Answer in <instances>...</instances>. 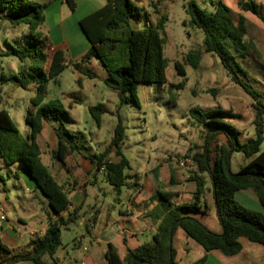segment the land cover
I'll return each mask as SVG.
<instances>
[{"label": "trees", "instance_id": "trees-1", "mask_svg": "<svg viewBox=\"0 0 264 264\" xmlns=\"http://www.w3.org/2000/svg\"><path fill=\"white\" fill-rule=\"evenodd\" d=\"M67 3L73 11V2L68 0ZM47 6L48 3L38 4L28 0H0V24L5 20L12 29L23 25L29 32L28 35L24 34L21 37L18 48L11 46L7 53L16 57L22 65V70L15 76L1 75L0 84L11 83L22 89H27L31 84L35 86V93L30 101L31 108L25 117L29 129L27 138L19 133L8 113L0 110V160L6 167L16 163L21 165L45 199L51 216L42 237L31 240L29 244L31 250L28 254L18 259L4 258L0 264H13L17 260L31 264H46L43 259L45 257L53 259L61 246V229L80 220V208L72 207L70 210L71 204L62 187L40 161V149L35 139L40 134L44 122L59 121V126L55 129L57 145L51 155L61 165H65L66 158L70 155L85 156L94 167L93 173L101 172L104 181L117 195H120L129 178L125 174L129 169V162L121 150L124 127L120 117H117L108 147L99 154H90L74 143V136L62 125L60 119L65 118L67 112L61 102L55 100L44 103L48 82L55 80L67 68L63 51L55 50L45 69L49 44L39 29L44 22V11ZM239 9L264 20L253 1L240 2ZM141 12L142 10L131 0H107L101 9L79 21V27L89 44V49L82 60L98 59L105 72L103 84L116 92L120 105L130 100L135 102L138 84H155L159 88L167 85L165 69L168 61L163 56L165 18L160 17L156 24L152 25L148 23V13L145 12L147 27L131 29L129 19L140 16ZM186 14L189 18L188 26L202 34L203 54L216 57L232 81L258 105L255 107L256 114L253 119L255 136L248 139L245 144H239L240 132L228 122L237 119V116L230 110L216 108L201 111L190 108L187 112L190 124L202 128L203 135L201 151L190 157L197 170L191 179L195 183L193 202L172 205L171 196L157 192L161 215L158 217L159 223L151 241L133 250H127L122 259L109 244L104 255L107 264H178L172 246L173 237L178 229L205 253L194 264H204L206 255L211 251H218L228 258L238 255L242 251L240 243L242 238L250 244L264 247V214L248 210L235 200L237 192L250 191L264 209V152H259L264 134V105L257 101L259 95L248 88L238 76L245 74L238 59L250 50L244 41L245 20L239 17L235 24L230 10L221 0H218L212 11L201 9L194 1H190ZM118 52L121 53V58L116 61L114 55ZM4 55L6 54H0ZM201 60V52L190 51L184 56V65L197 69ZM174 68L178 76H185L182 65L175 63ZM77 70L91 77L88 73ZM173 88L171 85L168 86L169 93ZM176 88H181V85ZM127 94L128 97H125ZM88 111L99 127L101 117L105 113L104 108L97 105L89 107ZM220 137L223 138V143L218 144ZM214 145L215 148L212 150ZM235 152L242 153L248 161L237 173L231 172L230 169L231 157ZM110 153L119 158L117 163L106 159ZM205 175L211 184L214 214L222 230L220 234L211 232L199 220V216L206 212L202 210L200 204L206 190ZM7 252L0 245L1 256Z\"/></svg>", "mask_w": 264, "mask_h": 264}, {"label": "rangeland", "instance_id": "rangeland-1", "mask_svg": "<svg viewBox=\"0 0 264 264\" xmlns=\"http://www.w3.org/2000/svg\"><path fill=\"white\" fill-rule=\"evenodd\" d=\"M131 1L136 4V0ZM190 1H194L198 7L206 11H212L218 2V0H156V4L153 5L155 8L149 5L145 9L150 14L148 21L152 25H155L160 17L165 18L163 56L168 61L165 69L166 86L159 88L155 84H138L135 102L130 100L120 105L116 92L103 84L105 72L97 58L83 61L72 59L68 53L63 52L67 68L55 80L48 82L44 99L45 104L55 100L63 104L67 116L60 119L62 125L74 136V143L82 147L84 152L90 154H99L108 147L117 117H120L124 127L122 155L129 162V169L125 172L126 175L128 173V180L133 184L134 177L144 179L146 172L158 164L160 166L153 173L157 177H161L162 183L159 188L163 192L168 190L165 184L170 174L169 168L178 173L182 172L183 178L189 176L176 186L177 189L182 190V185L189 182H191L190 185H194L191 179L197 171L195 164L191 162L184 167L180 166L181 160L199 153L203 145L202 128L192 126L191 120L187 116L190 108H197L201 111L216 108L230 110L237 116V119L228 120V122L240 132L239 144H245L248 139L255 136L253 119L256 114L255 107L258 105L239 85L232 81L216 57L203 54L201 32L188 26L189 18L186 8ZM221 1L230 10L235 24L239 17H243L245 20L246 36L244 41L250 50L238 59L239 65L245 73L244 76L239 74L238 76L248 88L259 95L257 101L264 105V20L239 9L240 2L253 1L264 18V0ZM129 26L131 29L147 27L144 13L130 18ZM22 27L24 26L22 25L12 32L7 21L4 20L0 24V53L6 54L0 56V76H15L22 70V65L16 57L7 54L11 46L16 48L20 46L21 37L24 34H29L28 31L24 32ZM11 35L14 36L13 40ZM190 51L202 53V60L197 69L184 65V56ZM119 57L121 58L120 52L114 55V60H120ZM175 63L184 67V77L177 75L174 68ZM75 67L88 73L91 77L80 73ZM6 85L0 84V109L8 113L16 129L23 136L21 128L25 126V117L31 108L30 101L34 96L35 86L31 84L27 89H22L15 84H11L10 88ZM169 85L174 87L170 93ZM178 85H181V88H176ZM125 97H128V94ZM69 102L72 103L71 108L68 107ZM97 105H101L105 110L99 127L88 111L89 107ZM57 122L59 126V121ZM221 143H223V138L220 137L218 144ZM214 148L215 145L212 146V150ZM259 152H264V134ZM109 155L111 158L115 156L113 153ZM46 159H50L48 155L43 157V162L49 166ZM247 162L242 153H233L230 164L231 172L237 173ZM19 168L21 172H18L17 177L14 176L16 171L8 173L9 177L3 175L5 186L3 187L0 183L2 210H5L10 221L13 220L15 214L20 217L34 216V218L39 215L44 216V212L49 209L45 199L38 190L33 192L28 189L31 180L27 178L20 164ZM83 176L89 180V184L85 186L87 203L80 210V219H94L95 215L92 212L94 207L104 210L120 202L126 207L125 189L121 190L122 193L119 196L104 181L101 173L92 175L83 173ZM178 177L177 175L173 180H180ZM81 180L79 177L78 182ZM205 188L204 195L208 202L211 201L212 206V188L207 175H205ZM247 192L253 196L252 192ZM145 193L148 194V191L146 190ZM253 198L258 201L256 197L253 196ZM117 199L119 200L116 201ZM159 204L160 200L157 197L151 201V206L156 213L161 211ZM200 204L201 207L204 206L203 201H200ZM239 204L248 210L257 211L251 206V203L249 205ZM111 213L112 218H116L118 215L117 211L114 213L110 211ZM261 213L264 214L263 209ZM201 219L209 228L215 227L221 231L217 220L212 221L207 216ZM87 231L89 228L86 225H80L79 221L61 229L62 246L57 249V253H60L63 248H67V251L70 252L72 245ZM123 238L124 235L117 239H111V243L120 255L126 248L135 249L150 242L148 235L146 237L138 236V242L127 237L128 243L125 247ZM86 243L89 242L86 241ZM172 246L176 252L178 264H194L205 255L203 249L188 238L181 229L176 231ZM3 261L4 257L0 254V262L3 263ZM238 261L239 263L247 262V260ZM43 262L52 263L51 259L46 257ZM204 264L218 263L214 259L206 258Z\"/></svg>", "mask_w": 264, "mask_h": 264}, {"label": "crops", "instance_id": "crops-1", "mask_svg": "<svg viewBox=\"0 0 264 264\" xmlns=\"http://www.w3.org/2000/svg\"><path fill=\"white\" fill-rule=\"evenodd\" d=\"M28 1L38 4L48 3V6L44 11V22L39 29L41 34L48 39L49 44V50L47 52L48 60L45 69H47L51 55L55 50L68 53L72 59L82 60L89 49V44L79 27V21L101 9L106 4L107 0H71L74 4L73 11L70 10L68 6V0ZM155 1L156 0H136V4H133L145 13L146 7L149 5L153 6L156 4ZM148 15L150 16V14ZM11 30L12 32L15 31V29L12 28ZM22 30L24 32L28 31L26 26L22 27ZM11 39L13 40L14 36L11 35ZM6 86L10 88L12 85L7 84ZM68 105L69 108L72 107V103L69 102ZM57 127V120L46 121L43 123L40 134L36 136L35 140L40 149V161L47 168L57 184L62 187L69 203L71 204L70 210H72V207H79L81 210L84 204L87 203L85 186L89 184V180L83 176V173L92 175L94 167L85 156L79 154L67 157L64 166L61 165L59 161L52 158L51 153L56 149L57 145L55 135V129ZM21 129L23 137L27 138L29 136V129L26 126V123ZM46 155L50 158L46 159L49 166H46L43 162V157ZM106 159L113 163L119 161L118 157L114 156L111 158L110 155H108ZM159 166L160 165L155 164L154 168L146 172L144 179L139 177L134 178L133 184L132 181L127 180L126 186L122 188L125 189V197L127 199L126 207L119 201L120 203H116L115 206L108 209L103 210L97 207L92 208V212L95 215L94 219L91 218V220L86 218L85 220V218H82L79 220V224L86 225L87 228H89V231H87L85 235H81V237L72 245L70 252L67 251V248L61 249L60 253H57L56 251L54 258L51 259V264H107L104 255L107 251L108 245L111 244L113 246L111 239H117L124 235L123 245L125 247L128 243L127 237L137 241L138 236L146 237V235H148L151 241L159 223L158 217L161 215V212L156 213L151 206V201L156 198V193L161 192L165 195L171 196L170 203L172 205H184L193 202L192 195L195 192L194 182L193 186L190 185L191 182H189L182 185V190L177 189L176 186L180 185V182L189 178V176L183 178L182 172L178 173L170 168V174L168 179H166L167 183L165 184L168 190L164 192L160 190L159 186L162 183L161 177H157V175L153 173ZM12 171L17 172L14 174V176L17 177L18 172H21L18 163L6 167L0 160V183L3 187L5 186L3 175L9 177L8 173H11ZM177 175L180 180H173ZM26 176L29 178L27 174ZM71 177L72 180L70 181ZM79 177L82 179L81 182H78ZM30 182L28 189L35 192V190H37L35 184L32 180ZM95 184L96 182L94 181V185ZM146 190L148 191V194L145 193ZM4 197H6L5 194ZM118 200L119 199L116 201ZM235 200L246 205L251 203V206H253L258 212H261L263 209L260 207L261 205L259 201H256L247 191L237 192L235 194ZM201 201L204 203L202 210H205L206 212L199 216V220L202 222L201 218L206 216L212 221L216 220L214 204L211 206V201L208 202L206 200V195H203ZM2 209L3 207L0 205V245L8 251L3 256L5 259L7 258V260L13 257L18 259L30 252L31 248L29 247V244L31 240L36 237H42L44 234L49 219L51 218L50 210L47 209L44 212V216L39 215L37 218H34V216L20 217L15 214L13 220L10 221L6 216L5 210ZM110 211L113 213L117 211V217L112 218V213L110 214ZM202 223L215 234H220L222 231L213 226V228H209L207 224L204 222ZM28 227L34 228L29 229ZM86 241L89 243H86ZM240 243L242 245V251L236 256L228 258L224 257L218 251H211L206 255V258L214 259L218 264H264V247L257 244H250L243 238L240 239ZM127 250L133 249L126 248V250L122 252V255H120L117 250L116 253L119 258L122 259ZM238 260H247V262L239 263ZM45 263L48 264L47 262ZM13 264L31 263L17 260Z\"/></svg>", "mask_w": 264, "mask_h": 264}, {"label": "built area", "instance_id": "built-area-1", "mask_svg": "<svg viewBox=\"0 0 264 264\" xmlns=\"http://www.w3.org/2000/svg\"><path fill=\"white\" fill-rule=\"evenodd\" d=\"M192 161H191V158L189 157V158H185V159H183V160H181V162H180V166L181 167H184L185 165H187V164H190ZM103 170V168H101V171ZM2 219V218H1Z\"/></svg>", "mask_w": 264, "mask_h": 264}]
</instances>
